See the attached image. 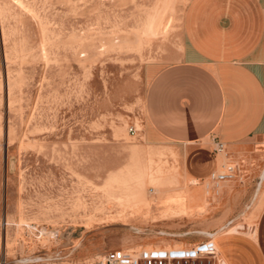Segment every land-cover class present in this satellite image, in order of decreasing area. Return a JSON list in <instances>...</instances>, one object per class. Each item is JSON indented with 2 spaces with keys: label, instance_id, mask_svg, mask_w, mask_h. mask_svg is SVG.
<instances>
[{
  "label": "rangeland",
  "instance_id": "obj_1",
  "mask_svg": "<svg viewBox=\"0 0 264 264\" xmlns=\"http://www.w3.org/2000/svg\"><path fill=\"white\" fill-rule=\"evenodd\" d=\"M189 1L0 0V264L254 232L264 142L232 150L237 171L217 188L184 176L182 151L140 137L150 76L186 52Z\"/></svg>",
  "mask_w": 264,
  "mask_h": 264
},
{
  "label": "crops",
  "instance_id": "obj_2",
  "mask_svg": "<svg viewBox=\"0 0 264 264\" xmlns=\"http://www.w3.org/2000/svg\"><path fill=\"white\" fill-rule=\"evenodd\" d=\"M183 34L184 56L147 82L140 137L182 151L184 176L198 182L216 168V141L228 155L264 142V0H190ZM214 245L210 264H264V209L251 235L221 233Z\"/></svg>",
  "mask_w": 264,
  "mask_h": 264
},
{
  "label": "built area",
  "instance_id": "obj_3",
  "mask_svg": "<svg viewBox=\"0 0 264 264\" xmlns=\"http://www.w3.org/2000/svg\"><path fill=\"white\" fill-rule=\"evenodd\" d=\"M137 129L134 126L128 128V135L135 137ZM214 154L222 156L224 161L216 164L215 170L204 180H210L214 187L233 179L237 169L236 165L229 160L224 144L216 141L214 143ZM208 192V191H207ZM217 251L211 237L193 248L175 249L163 247L158 249H111L91 264H187L189 260L202 258H216Z\"/></svg>",
  "mask_w": 264,
  "mask_h": 264
},
{
  "label": "bare ground",
  "instance_id": "obj_4",
  "mask_svg": "<svg viewBox=\"0 0 264 264\" xmlns=\"http://www.w3.org/2000/svg\"><path fill=\"white\" fill-rule=\"evenodd\" d=\"M213 239V238H212ZM213 241H214V239H213Z\"/></svg>",
  "mask_w": 264,
  "mask_h": 264
}]
</instances>
